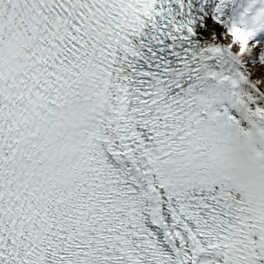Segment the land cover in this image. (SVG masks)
I'll use <instances>...</instances> for the list:
<instances>
[{
	"label": "snow or ice",
	"instance_id": "1",
	"mask_svg": "<svg viewBox=\"0 0 264 264\" xmlns=\"http://www.w3.org/2000/svg\"><path fill=\"white\" fill-rule=\"evenodd\" d=\"M0 264H264V0H0Z\"/></svg>",
	"mask_w": 264,
	"mask_h": 264
}]
</instances>
